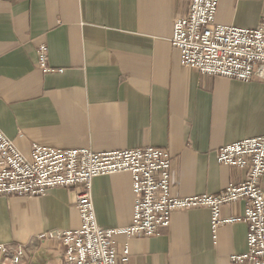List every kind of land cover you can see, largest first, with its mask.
Returning a JSON list of instances; mask_svg holds the SVG:
<instances>
[{
	"label": "crops",
	"instance_id": "crops-1",
	"mask_svg": "<svg viewBox=\"0 0 264 264\" xmlns=\"http://www.w3.org/2000/svg\"><path fill=\"white\" fill-rule=\"evenodd\" d=\"M190 0H0V127L30 156L33 144L97 152L146 146L173 156V194H215L245 180L247 171L219 162L216 149L264 135V80L201 75L184 66L171 42L174 17ZM264 0H220L216 21L254 28ZM49 46L44 73L37 48ZM262 186L264 189V177ZM72 189L0 198V242L20 264H65L50 230L81 225ZM97 219L125 228L134 215L130 172L93 180ZM223 206L224 217L245 212ZM208 208L180 210L160 235L118 236L130 260L118 264H235L248 249V224L222 225L215 242ZM0 254V259H1Z\"/></svg>",
	"mask_w": 264,
	"mask_h": 264
},
{
	"label": "built area",
	"instance_id": "built-area-1",
	"mask_svg": "<svg viewBox=\"0 0 264 264\" xmlns=\"http://www.w3.org/2000/svg\"><path fill=\"white\" fill-rule=\"evenodd\" d=\"M219 4L220 0H190L189 10L174 17L171 42L180 51L181 63L201 75L264 80V13L254 28L238 27L216 21ZM37 62L44 73L64 71L49 64L46 43L37 48ZM216 154L220 163L245 169V180L215 194L178 196L173 194V156L167 148L150 145L97 152L35 143L27 156L0 127V198L41 196L57 187L74 191L80 227L44 234L56 239L64 249L65 264L128 262L129 241L119 249V235L124 234L128 240L160 235L170 226L175 212L193 208L211 211L215 242L222 225L247 222L248 249L231 254L230 260L235 264H264V135L223 145ZM124 171L133 177V219L125 228H104L97 219L93 180ZM240 201L246 203L243 215H222L224 205ZM26 247L21 245L12 253L0 242V264H20Z\"/></svg>",
	"mask_w": 264,
	"mask_h": 264
}]
</instances>
